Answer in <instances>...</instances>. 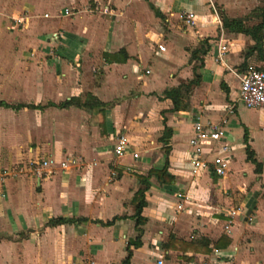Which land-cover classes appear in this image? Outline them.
<instances>
[{
  "label": "crops",
  "instance_id": "obj_1",
  "mask_svg": "<svg viewBox=\"0 0 264 264\" xmlns=\"http://www.w3.org/2000/svg\"><path fill=\"white\" fill-rule=\"evenodd\" d=\"M259 1L0 0V101L8 105H0V168L13 172L0 185V264H122L137 234L133 196L139 189L145 222L141 245L130 247V264H193L210 252L177 244L168 249L169 236L214 242L225 234L230 243L220 249L231 264L260 256L264 109L237 103V74L254 55L253 66L264 69V60L255 51L244 59L254 41L225 32L218 14L252 26L259 22ZM181 10L194 14L192 25L180 18ZM58 31L62 37L54 39ZM221 36L227 53L218 63L213 58ZM204 39L207 53L193 59ZM120 50L116 59L105 58ZM195 72L200 77L188 108L172 111L164 90ZM197 114L226 119L234 150L224 176L191 173L188 140ZM163 119L171 129L167 170L174 181L163 185L149 177L145 188L137 176L164 163ZM119 134L129 142L120 156L114 151ZM245 134L260 173L246 159ZM235 148L244 153L236 157ZM47 156L74 163L50 177L29 172L31 160ZM56 217L86 220L47 225Z\"/></svg>",
  "mask_w": 264,
  "mask_h": 264
},
{
  "label": "built area",
  "instance_id": "obj_2",
  "mask_svg": "<svg viewBox=\"0 0 264 264\" xmlns=\"http://www.w3.org/2000/svg\"><path fill=\"white\" fill-rule=\"evenodd\" d=\"M211 9L216 12V8L211 2ZM65 14H69L66 9ZM47 16V14H44ZM180 18L187 25L194 23V14L185 10L179 12ZM22 18H14L18 23ZM62 37V32H55L54 39ZM158 49L163 51L165 47L158 44ZM227 53V41L222 36L216 43V53L214 61L218 63L224 62V56ZM149 70H146L148 73ZM238 77V96L237 103L242 104L247 108H263L264 109V69L253 65L237 74ZM234 104L227 106V111L232 113ZM126 134H119L116 137L114 145L115 153L120 156L124 153L125 147L128 145ZM234 146L226 140V119L219 121L203 120L201 114H197L192 122V134L188 140L189 162L191 165V173L206 172L208 174H216L224 176L229 170V161L232 156ZM133 158H138L137 152H132ZM72 159L57 160L53 156H47L31 160L28 165V170L37 177H50L56 169L62 171L68 169L69 165L73 164ZM13 175L8 169L0 168V185L6 177ZM178 198L187 200V196L177 193ZM183 204L177 205L178 209H183ZM161 263V260H158ZM74 264V263H70ZM193 264H231V256L222 251V249L213 247L210 252L203 255Z\"/></svg>",
  "mask_w": 264,
  "mask_h": 264
},
{
  "label": "trees",
  "instance_id": "obj_3",
  "mask_svg": "<svg viewBox=\"0 0 264 264\" xmlns=\"http://www.w3.org/2000/svg\"><path fill=\"white\" fill-rule=\"evenodd\" d=\"M257 17L259 18V22L248 26L244 23V20L241 18H228L223 12H218L219 17H221L222 28L225 32L228 33H240L246 36H249L254 44L247 48V51L244 54V59L250 56L254 51L257 53V56L260 60H264V5L256 9ZM208 51L207 39H204L201 42V46L198 49H195L191 53V57L193 59H199L198 54H206ZM124 53L123 50H120L117 54L110 55L108 53H104L106 59H116V56L122 55ZM245 62V61H244ZM246 65V64H245ZM200 67V66H199ZM200 75L195 72L194 78L186 83H181L177 87H173L170 89H166L163 92L164 98H168L172 102V111L185 110L188 108V98L192 87L197 85L199 82ZM70 103L69 101L62 102L60 106H66ZM0 105L8 106L6 103L0 101ZM17 106H15L16 108ZM164 130L160 139L165 143L162 146V150L164 152V163L161 168L152 167L148 170L146 176L138 175V179L141 183L145 184V188L147 187V179L149 177H154L159 184H172L174 181L173 175H171L168 170V155L170 152V146L166 145L167 140L171 135V129L165 125V119H163ZM245 141V153L246 159L255 165V171L257 173L261 172V163L258 162L254 157V151L247 143L246 134L244 136ZM144 189H139L134 193L133 200L135 201V223H136V231L137 234L135 238L129 240L126 250L127 255L122 260V264H130V258L132 255V251L130 249L131 246L134 248L139 247L141 245L140 237L142 233V229L139 227L145 222V218L141 216V211L143 207L146 205V201L144 199ZM85 218H67V217H56L50 219L47 222V225L54 226L62 223H76L85 221ZM111 222H107L106 224H110ZM230 238L222 234L216 241L212 242L210 239L204 236L193 237L190 241H184L181 239H177L174 236H169L168 241L165 243V247L171 249L170 247L175 246L176 244L181 246L183 251H191L193 253L203 252L208 253L213 247L217 248H225L229 245Z\"/></svg>",
  "mask_w": 264,
  "mask_h": 264
},
{
  "label": "rangeland",
  "instance_id": "obj_4",
  "mask_svg": "<svg viewBox=\"0 0 264 264\" xmlns=\"http://www.w3.org/2000/svg\"><path fill=\"white\" fill-rule=\"evenodd\" d=\"M262 5H264V0L259 1L258 5H257V8L261 7ZM254 14H252V15H254ZM248 62H249V64H252V65H257L258 64V61H257L255 55L251 59H249ZM243 153L244 152H243L242 149H238L237 148L236 151H235L236 157L240 156ZM237 190L240 192V189H237ZM257 241H258V244H257L258 250H260V256L258 258H256V259L246 260V263H244V264H264V237L257 238ZM234 262H236L235 259H234ZM233 264H236V263H233Z\"/></svg>",
  "mask_w": 264,
  "mask_h": 264
}]
</instances>
